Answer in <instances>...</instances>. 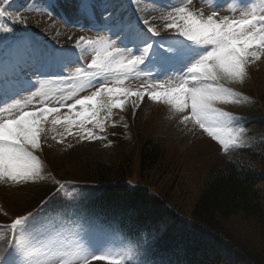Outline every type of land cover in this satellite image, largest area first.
I'll return each instance as SVG.
<instances>
[{"label":"rangeland","instance_id":"1","mask_svg":"<svg viewBox=\"0 0 264 264\" xmlns=\"http://www.w3.org/2000/svg\"><path fill=\"white\" fill-rule=\"evenodd\" d=\"M181 2L182 0H7L11 11L39 38L30 44L13 27L8 28L10 33L5 34L3 53L0 56V80L5 85L0 88V117L6 118L9 111H19L13 108L17 100L22 105L38 104L39 99H31V93L37 91L41 83L57 96L70 91H74L78 97L90 94L95 89L79 91V84L74 78L77 67L91 73L88 79L93 84L109 79V86L115 87L123 80L124 86L133 92L143 90L145 84L151 85L153 79L166 86L176 85L179 78L189 75L188 68L210 50L211 46L196 44L174 34L152 36L141 24L140 18L147 16L152 20L166 14L169 5ZM253 6L259 11L264 7V0H191L186 5L197 18L201 14L206 18L214 9H219L218 18L236 17L241 11L250 10ZM154 23L159 26L162 22L156 19ZM69 35L74 39L69 40ZM82 36L109 44L116 40L117 47L131 48L136 54H140L144 45L150 44L151 48L144 62L137 68L139 74L135 76L125 78L119 73L112 76L95 74L94 70L87 69L95 53L89 48L73 46ZM160 58L166 64L164 69L159 63ZM251 63L255 65L251 71V86L255 89L253 92L244 89L245 87L232 85V82L238 80H228L226 83L228 89L237 94L238 99L234 101H241L246 106L245 112L253 109V102L261 103L259 89L264 92V53ZM248 72L249 67L247 74ZM103 96L116 104L112 109L114 114L103 121V129L87 120L83 128L67 126L63 121L55 126L51 123L45 125V131L41 134L42 149L35 150L42 166L41 173L45 172L44 163L53 165L51 168L56 171L57 178L66 169L77 172L75 164L71 163L66 167L67 164L88 154L94 160L109 166L125 157H131L135 163L140 138L144 133H152L170 153L182 154L177 164L181 169L178 184H173V175L162 176L157 173L153 174L154 180L158 181L157 188L170 190L174 205L191 210L214 163L213 156L219 147L218 141H213L192 122L182 123L181 113L163 99L151 100L145 97L140 100L135 95L122 97L118 94L109 96L107 93ZM91 103L96 104L97 101ZM79 110L78 107L77 111ZM114 110L121 111L115 113ZM66 111L61 109L62 113ZM232 126L235 129L240 126V122L233 121ZM89 130L95 133L96 139L82 138L87 136ZM60 165L61 169H58ZM6 184L7 181H0V214L4 212V208L22 204L32 191L29 186L23 190ZM30 187L33 188V185ZM53 222H39L33 229L28 227L22 231L26 233L27 259L39 260L40 264H59L63 258L71 261V264H83L84 257L88 256V264H109L107 260H94L91 257L112 255L120 256L124 264L138 263L126 252H131V247H127L120 238L106 230L56 225ZM14 260L15 252L3 264H13Z\"/></svg>","mask_w":264,"mask_h":264},{"label":"trees","instance_id":"2","mask_svg":"<svg viewBox=\"0 0 264 264\" xmlns=\"http://www.w3.org/2000/svg\"><path fill=\"white\" fill-rule=\"evenodd\" d=\"M245 89L255 90L251 84ZM259 91L261 104L250 112L241 101L235 106L251 116L244 130V137L253 135L249 144L214 152L191 210L174 205L170 190L157 188V173L173 175L178 184L182 154L170 153L152 133L140 138L135 163L125 157L109 166L89 154L69 162L66 167L73 163L77 172L63 170L60 179L78 185L67 183L65 189L45 164L41 174L47 178L33 188L19 187L32 191L22 204L7 209L15 216L38 210L40 220L61 214L78 225L86 223L85 216L95 218L139 248L142 264H264V92ZM6 185L18 188L20 183ZM9 219L0 214V256L13 238L5 224Z\"/></svg>","mask_w":264,"mask_h":264},{"label":"snow or ice","instance_id":"3","mask_svg":"<svg viewBox=\"0 0 264 264\" xmlns=\"http://www.w3.org/2000/svg\"><path fill=\"white\" fill-rule=\"evenodd\" d=\"M190 3L191 0H182L179 4L169 5L166 14L152 20L147 16L140 18L141 24L152 36L174 34L196 44L211 46L210 50L188 68V76L181 77L174 86H166L165 83L153 79L151 85L145 84L143 90L133 92L124 86L123 80L115 87L109 86V79L93 84L88 79L91 73L77 67L74 78L79 84V91L95 89L82 97L76 96L74 91L57 96L41 83L40 88L31 93V99H39L38 104L22 105L17 100L13 108L19 111L5 109L9 111V115L6 118L0 117V181L22 183L40 178L42 166L33 151L41 148V134L45 131L46 124L55 126L63 121L67 126L83 128L87 120L88 123L103 129V121L111 117L112 109L116 107L111 99L103 96L105 93L122 97L135 95L140 100L145 97L151 100L163 99L181 113L182 123L192 122L199 126L214 141H218L223 151L227 152L230 147L239 148L243 145L244 130L234 129L232 126L233 121H239L240 118L220 110L216 105L238 99L237 94L226 88L221 81L234 79L243 82L248 65L264 53V7L257 11L253 6L250 10L241 11L238 16L231 18H218L219 9H214L206 18L202 14L197 18L196 14L186 7ZM3 14L4 11L0 9V15ZM156 19L162 22L159 26L154 23ZM68 39L74 38L69 35ZM73 46L80 49L89 48L95 53L87 65V69L94 70L95 74L112 76L119 73L125 78L139 74L137 68L144 62L151 48L150 44L144 45L140 54H136L131 48L117 47L116 40L109 44L83 36L76 40ZM159 63L162 69L166 68L163 58H160ZM3 87L5 85L0 80V88ZM92 101L97 103L92 104ZM61 109L67 111L62 113ZM82 138L97 137L89 130L87 136ZM63 187L64 185L60 186L61 189ZM30 220L32 222L29 229H33L40 222V212L37 210L18 215L11 221L9 228L13 238L0 260L8 255L9 249H14L13 264H40L39 260L26 258V233L21 231V226ZM85 222L91 230H102V225L95 218L88 219L85 216ZM91 259L107 260L109 264H124L120 256H92ZM88 260L89 257L85 256L83 264H88ZM59 264H71V261L61 258Z\"/></svg>","mask_w":264,"mask_h":264},{"label":"bare ground","instance_id":"4","mask_svg":"<svg viewBox=\"0 0 264 264\" xmlns=\"http://www.w3.org/2000/svg\"><path fill=\"white\" fill-rule=\"evenodd\" d=\"M180 79V78H179ZM178 80V79H177Z\"/></svg>","mask_w":264,"mask_h":264}]
</instances>
